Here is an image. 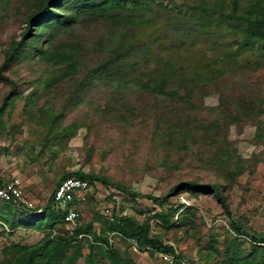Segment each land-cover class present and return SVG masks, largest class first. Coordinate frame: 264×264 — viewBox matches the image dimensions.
I'll list each match as a JSON object with an SVG mask.
<instances>
[{
	"label": "rangeland",
	"instance_id": "rangeland-1",
	"mask_svg": "<svg viewBox=\"0 0 264 264\" xmlns=\"http://www.w3.org/2000/svg\"><path fill=\"white\" fill-rule=\"evenodd\" d=\"M37 1L0 0V179L19 178L38 212L68 176L109 183L93 179L71 206L80 212L75 222L11 231L0 225V264H10L7 248L14 244L69 237L88 224L99 235L121 217L147 225L152 238L174 249H140L123 232H108L110 244L134 264H224L238 236L235 221L249 249L252 234L264 235V51L239 53V24L251 4L264 0H239L236 12L233 0H223L226 16L208 9L214 0H154L140 11L129 5L78 17L53 45H41L68 53L76 68L38 55L4 66ZM121 49L124 59L112 64L108 78L82 83ZM170 67L168 89L178 96L141 87L150 72ZM188 181L220 184L229 210L215 193L177 189ZM150 195L167 201L157 204ZM94 233L75 240L82 247L76 264H87L93 247L99 264L108 262Z\"/></svg>",
	"mask_w": 264,
	"mask_h": 264
},
{
	"label": "trees",
	"instance_id": "trees-1",
	"mask_svg": "<svg viewBox=\"0 0 264 264\" xmlns=\"http://www.w3.org/2000/svg\"><path fill=\"white\" fill-rule=\"evenodd\" d=\"M153 2L154 0H38L32 13L28 15L27 30L22 40L14 42L6 53L4 66L10 65L20 58L38 55L40 59L47 62L55 64L67 63V69L76 68L75 58L62 50L45 49L41 47L43 42L53 45V41H55L58 34L71 26L78 17L100 16L111 11L115 13L121 12L129 5L135 6L134 11H140L144 8H149ZM225 5L226 3L223 0H214L208 6V9L219 16H226ZM238 8L239 0H233L232 12H236ZM243 19L244 22L239 25H241L240 28L244 33V40L238 47L239 53L255 51L256 49L264 51V3L256 2L251 4L246 9ZM122 53L123 49L115 52L105 62L98 64L87 74L82 83L88 84L98 79L108 78V75L113 73L111 70L112 64L116 60L124 59ZM173 71L174 68L172 67L164 71L154 70L143 81H140V85L148 93L157 96L176 97L179 93L168 89L174 79V75L171 73ZM2 77L7 80L11 79L3 75ZM30 95L34 97L35 93L33 92ZM185 99L187 97L182 98V101ZM75 175L76 177L88 178L91 185H93V179L101 180L106 184L109 183L105 178L97 176L83 173ZM2 181L0 179V182ZM177 189L215 193L224 201V206L229 210L227 203L223 199L224 196L220 184L200 185L196 181H188L180 183ZM131 193L134 196L140 195L139 193ZM148 198L160 205L167 201V196L150 195ZM0 200L5 203L0 208V225L2 227L7 225L9 231L18 226L41 228L46 226L53 227L58 222H67L65 219L67 210L60 208L55 202L54 191L50 201L44 208H41L42 211L39 214L38 208H29L13 199ZM162 218L167 223L171 221L168 213L163 214ZM232 224L238 236L228 243V260L224 264H264V235L259 233L252 234L250 238L253 243L247 249L246 246L243 247V242L239 239V236L243 234L242 226L236 221ZM108 232H123L127 237L135 239L140 249L151 246L158 252H174L172 246L165 245L161 240L152 238L149 235V227L147 225L140 224L130 217H121L111 222L99 235L94 233L93 225L88 224L84 227H78L72 236L69 237L58 236V239L48 237L45 242L31 246L14 244L7 248L8 261L10 264H76L82 247L75 240L81 234L94 233L96 240L104 244V247H97V249L102 257L108 260L105 264H134L130 256L123 257L119 250L110 244ZM69 251L71 252L70 255H68ZM94 254L93 247L86 257L87 264H99Z\"/></svg>",
	"mask_w": 264,
	"mask_h": 264
},
{
	"label": "built area",
	"instance_id": "built-area-1",
	"mask_svg": "<svg viewBox=\"0 0 264 264\" xmlns=\"http://www.w3.org/2000/svg\"><path fill=\"white\" fill-rule=\"evenodd\" d=\"M91 187L88 178L68 176L62 179L54 190V199L58 206L66 211L67 222H75L80 212L76 207H71L77 200L83 198V193ZM0 199H13L27 207L32 203L24 197L23 184L19 178L0 182ZM40 213V212H38ZM169 258L168 256H165Z\"/></svg>",
	"mask_w": 264,
	"mask_h": 264
}]
</instances>
